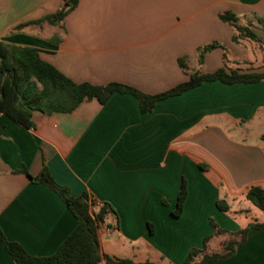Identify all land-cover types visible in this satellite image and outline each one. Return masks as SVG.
<instances>
[{"label":"crops","instance_id":"0c3cea01","mask_svg":"<svg viewBox=\"0 0 264 264\" xmlns=\"http://www.w3.org/2000/svg\"><path fill=\"white\" fill-rule=\"evenodd\" d=\"M64 1L0 0V43L38 50L76 84L117 83L146 95L195 73L264 71V0H79L60 26L15 30L57 13ZM224 13L261 45L233 42ZM211 43L220 47L199 62L198 49ZM32 123L26 129L0 114V230L33 257L54 254L76 220L22 170L35 178L47 168L73 197L86 193L93 214L105 205L101 254L136 263H183L211 235L210 219L230 232L244 228L245 194L264 186V82L204 83L147 114L134 97L114 94L69 114L35 111ZM182 180L187 198L173 216ZM0 264H14L1 242ZM209 264H264V230H251L231 258Z\"/></svg>","mask_w":264,"mask_h":264},{"label":"trees","instance_id":"16d2710c","mask_svg":"<svg viewBox=\"0 0 264 264\" xmlns=\"http://www.w3.org/2000/svg\"><path fill=\"white\" fill-rule=\"evenodd\" d=\"M79 0H65L62 8L55 14L46 16L37 21L19 25L15 30L47 23L60 26L64 18L78 5ZM220 20L230 25L236 32L233 42L241 40L253 41L261 45L259 39L242 26L233 14L224 13ZM264 25V19H259ZM220 47L211 43L198 49L199 62L204 53ZM264 51V48L260 46ZM179 66L186 71L183 60ZM221 82L226 85L252 84L264 82V71L240 72L219 69L211 74H191L189 79L176 87L157 95H146L139 90L117 83L94 86L87 83L76 84L52 65L43 62L38 50L34 48H20L0 43V114L5 115L15 123L26 129L33 128L32 114L39 111L43 114H69L74 112L82 103L97 100L101 105L107 103L114 94L130 95L137 100L142 114L150 113L157 103L180 96L192 89L209 82ZM2 129L0 127V137ZM264 142V135L261 137ZM25 174L35 184H40L53 191L65 204L66 208L76 220V227L54 254L48 257H33L28 255L17 243L6 239L0 230V242L10 255L14 264H155L151 262L136 263L129 259H118L102 255L99 249L98 228L99 222L106 215V207L97 214L92 213L94 203L86 193L75 198L67 187L57 184L47 168L40 176L32 178L25 170ZM187 198L186 182L182 180L173 216L181 214L183 204ZM245 200L264 213V186L252 187L245 194ZM217 208L222 212L228 211L223 200H218ZM212 233L203 240L200 249H191L181 264H209L225 261L231 258L236 250L247 241L251 230H264L263 223H250L246 227L230 232L221 229L210 219ZM215 243V248L213 244Z\"/></svg>","mask_w":264,"mask_h":264},{"label":"rangeland","instance_id":"374dc122","mask_svg":"<svg viewBox=\"0 0 264 264\" xmlns=\"http://www.w3.org/2000/svg\"><path fill=\"white\" fill-rule=\"evenodd\" d=\"M243 204H244V209L248 210V213H247V211H245L246 213H244L243 216H241V218L239 219V222L242 223V226L245 227L251 222H255V221L262 222L264 220V214H262L259 210H257L255 207H253L250 203L243 200ZM259 215H261V217H259ZM262 217H263V219H262ZM210 227H211V225H210ZM212 247L215 248V243L213 244Z\"/></svg>","mask_w":264,"mask_h":264}]
</instances>
